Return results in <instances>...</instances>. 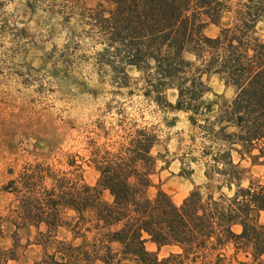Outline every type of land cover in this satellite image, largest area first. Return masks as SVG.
I'll return each instance as SVG.
<instances>
[{"label":"trees","instance_id":"1","mask_svg":"<svg viewBox=\"0 0 264 264\" xmlns=\"http://www.w3.org/2000/svg\"><path fill=\"white\" fill-rule=\"evenodd\" d=\"M48 1L63 23L77 18L101 46L96 64L113 77L137 72L144 96L187 114L209 143L200 153L206 193L196 187L175 203L157 177L170 162L156 151L162 145L154 127L132 128L109 147L91 144L85 163L97 174L92 186L72 161L66 174L32 169L4 186L15 205L9 215L0 210V238L8 223L37 229L42 253L32 264H227L229 244L250 258L237 264H264V0H239L234 11L228 0ZM225 13L232 20L221 26ZM208 24L219 27L215 36L205 34ZM212 75L232 88L230 100L205 97ZM245 159L262 169L263 181L242 186ZM148 242L176 252L159 259ZM15 256L0 245V264Z\"/></svg>","mask_w":264,"mask_h":264},{"label":"rangeland","instance_id":"2","mask_svg":"<svg viewBox=\"0 0 264 264\" xmlns=\"http://www.w3.org/2000/svg\"><path fill=\"white\" fill-rule=\"evenodd\" d=\"M25 1L0 0L2 213L9 215V209L15 205L14 195L2 188L32 169L66 174L72 169L69 167L72 161L82 166L79 173L83 182L94 185L97 174L85 163L91 144L109 147L132 128L143 126L154 127L162 145L156 151L166 155L170 162L157 176L162 190L177 204L196 187L205 194L204 160L200 153L209 143L192 128L187 114L172 111L144 96L145 77L137 72L130 71L125 78L113 77L109 68L96 64L95 53L101 46L92 41L77 18L66 24L51 12L50 1L31 2L30 6ZM99 2L81 0L85 7ZM225 2L234 11L239 0ZM203 18L208 21L206 16ZM231 20L232 13H225L220 25ZM258 29L264 40V20ZM218 31V26L208 24L205 34L215 36ZM206 84L209 92L205 97L209 99L214 95L223 100L233 97L232 88L226 87L219 75L210 76ZM174 93L173 89L166 93L172 104ZM233 159L234 163L239 161L235 155ZM240 168L245 170L243 187L250 181H263L262 169L252 166L250 161H241ZM45 185H49V180ZM260 223L264 224V214ZM44 229L41 225L39 230ZM233 230L241 232L238 226ZM37 235L34 227L15 228L6 224L0 245L14 249L16 254L6 264H32L42 253ZM146 248L159 259L176 252L175 248H157L150 242ZM223 253L227 264L250 260L243 253H236L232 244Z\"/></svg>","mask_w":264,"mask_h":264}]
</instances>
